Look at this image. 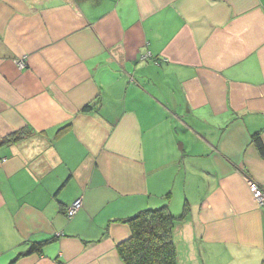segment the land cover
Segmentation results:
<instances>
[{"label": "crops", "instance_id": "crops-1", "mask_svg": "<svg viewBox=\"0 0 264 264\" xmlns=\"http://www.w3.org/2000/svg\"><path fill=\"white\" fill-rule=\"evenodd\" d=\"M249 181L264 0H0V264H124L163 205L177 264H264Z\"/></svg>", "mask_w": 264, "mask_h": 264}, {"label": "trees", "instance_id": "trees-1", "mask_svg": "<svg viewBox=\"0 0 264 264\" xmlns=\"http://www.w3.org/2000/svg\"><path fill=\"white\" fill-rule=\"evenodd\" d=\"M252 142L263 153L260 133L252 136ZM183 214L174 216L166 205L147 208L123 219L129 227V236L117 243L116 249L124 264H177L172 240V230ZM47 241L34 242L27 253L40 252Z\"/></svg>", "mask_w": 264, "mask_h": 264}, {"label": "built area", "instance_id": "built-area-1", "mask_svg": "<svg viewBox=\"0 0 264 264\" xmlns=\"http://www.w3.org/2000/svg\"><path fill=\"white\" fill-rule=\"evenodd\" d=\"M18 66L22 68L24 66L23 61L18 62ZM249 191L251 192L256 205L259 208H264V189L258 186L255 182L249 181ZM81 206V200H75L70 207H68L65 211L66 216L68 218L72 217L79 210Z\"/></svg>", "mask_w": 264, "mask_h": 264}]
</instances>
